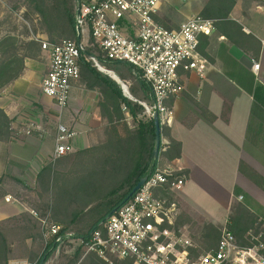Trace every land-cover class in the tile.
Wrapping results in <instances>:
<instances>
[{"label":"crops","instance_id":"obj_1","mask_svg":"<svg viewBox=\"0 0 264 264\" xmlns=\"http://www.w3.org/2000/svg\"><path fill=\"white\" fill-rule=\"evenodd\" d=\"M190 15L186 12L179 20L163 21L169 28H177ZM203 46V56L210 63L206 74H183L184 90L169 101L175 112L169 131L181 144V156L164 159L163 163L178 172H187L184 187L173 192L184 224L209 222L222 229L231 215L234 199L242 196L250 200L252 208V198L261 203L260 197H264V192L239 170L243 161L264 176V0H237L229 18L217 21L213 34L204 37ZM254 63H258L257 69L253 68ZM39 72L37 64L26 59L22 75L0 91V107L13 119L11 138L0 142V176L8 180L0 197L1 223L18 220L23 213L37 219L31 211L39 215L45 211L42 203L48 202L49 197L42 191L49 175L42 170L49 165L57 171L65 168L53 157L59 123L75 132L68 142L70 151L91 149L105 141L107 119L100 116L98 94L78 87L74 81L70 103L61 109L43 94L39 100L36 98V88H41L43 79ZM33 100L56 107L55 124L24 113L25 106L33 104ZM123 110L128 126L136 125ZM118 132L124 135L121 129ZM116 158L104 168L93 156L80 158L83 171H74V184L79 185L80 180V184L87 185L84 190L80 188L75 204L87 211L98 196L120 187L122 169ZM236 188L241 190L239 194L235 193ZM123 191L113 192V196L117 195L113 201ZM7 196L12 199L7 201ZM114 203H107L105 209L116 210L117 206L111 205Z\"/></svg>","mask_w":264,"mask_h":264},{"label":"built area","instance_id":"obj_2","mask_svg":"<svg viewBox=\"0 0 264 264\" xmlns=\"http://www.w3.org/2000/svg\"><path fill=\"white\" fill-rule=\"evenodd\" d=\"M161 5L162 0L80 2L75 15L80 40L51 43L36 38L49 54V67L41 82L42 94L61 109L69 105L72 84L80 77L78 60L84 50L82 37L87 31L107 60L132 66L149 85L152 102H142L145 112L152 117L157 111L161 127L170 128L175 112L169 101L184 90L182 75L204 76L210 67L200 52V44L202 37L213 34L217 20L195 14L177 28L165 27L157 21ZM90 59L96 67L102 66L95 57ZM253 68L257 69L258 63ZM74 135L66 125L58 124L55 159L67 154L68 142ZM168 144V138L161 135L159 154ZM176 172L166 166H155L145 183L110 213L99 228L76 241L83 246V256L93 253L106 261L111 257L129 258L135 264H264L263 230L253 236L255 243L243 245L224 227L217 246L207 248L186 224L178 225L181 214L178 202L156 194L163 186L172 192L184 187L187 175L177 176ZM31 213L38 217L35 211ZM39 226L46 246L53 236L59 242L74 236L69 232L60 235L62 226L48 216L39 218ZM247 236L252 240V231ZM60 250L58 246L56 252ZM9 263L37 264L27 259H11Z\"/></svg>","mask_w":264,"mask_h":264},{"label":"trees","instance_id":"obj_3","mask_svg":"<svg viewBox=\"0 0 264 264\" xmlns=\"http://www.w3.org/2000/svg\"><path fill=\"white\" fill-rule=\"evenodd\" d=\"M40 0H30L34 9L39 12L40 16L46 20V24L52 20L50 15H47L45 8L39 6ZM53 10L58 15L59 20H63V28L57 35H53L50 29L45 28L49 36L48 41L58 43L63 39H72L78 41V31L76 28V9L71 7L72 0H54ZM82 0L80 2H83ZM237 0H206V4L201 11V16L213 18L217 21L226 20ZM43 4V2H42ZM157 21L163 26L167 24L157 17ZM53 25V23L51 24ZM64 37V38H63ZM89 42H85L84 50L78 60L80 67V77L76 82L81 83L89 90H97L101 94V99L98 103L100 108V116L102 119H107L104 135L105 141L95 147L87 150L68 151L62 157L56 158L57 163L65 167L61 171L54 169L52 165L43 168L42 172L49 175L48 181L43 194L49 197V201L42 203L45 209L42 215L38 214L37 219H32L29 215L21 214L19 224L15 226L6 225L0 222V264H10L11 259L26 257L29 261H36L37 264H47L53 258L58 246L64 250L66 246L73 245L79 238L86 237L92 230L100 227V223L113 211L104 209L97 215L95 213L88 214L83 207L77 204V198L81 193L80 188H86L87 184H74L72 174L74 171H83L80 166L81 157H95L99 165L104 168L110 165L112 159H115L122 169L121 185L111 193L98 196V204L115 202L111 204L117 208L130 195L138 181L148 176L157 165L165 166L164 159L172 160L181 156V144L173 139L170 135L169 127H161V135L168 138L169 144L165 151H161L159 158H154L155 145V125L152 117L148 116L145 108L140 102H152L151 90L149 85L139 76L134 68L128 64L107 60L104 54L94 44L93 38ZM87 37V38H88ZM62 38V39H61ZM83 39V37H82ZM204 37L201 38L200 52L203 55ZM41 43L30 40L26 46V51L32 55L30 57L37 58L40 55ZM27 54H20L17 45V39L9 34L4 35L0 39V91L9 83L21 76L25 69L24 59ZM90 57H95L103 68L113 70L111 66L123 65L126 67L125 73L119 72L116 74L123 80L127 81L128 74H132L136 85L130 86L129 90L133 99L124 96L120 85L112 79L108 74L100 71L95 66ZM88 58V59H87ZM142 91L143 94L139 92ZM125 111L136 121V125L129 127L126 122ZM226 109H229V104L226 103ZM12 118L6 114L4 109L0 107V141L8 142L12 135ZM123 131V136L119 135V130ZM77 162L79 164H77ZM85 171L87 168L85 167ZM240 172L245 175L251 182L264 192V176L259 174L249 164L241 161L239 164ZM186 174L184 171H177L176 175ZM3 177L0 176V197L3 195L1 185ZM124 189L121 195H118V200L113 201V192ZM74 191L77 193L74 195ZM241 190L236 188L235 193L239 194ZM161 197L174 199L173 192L168 186H163L156 192ZM250 200L245 202H235L231 215L227 221L226 228L236 237L238 242L243 245H251L256 241L253 236H257L262 230L258 228L259 215L249 205ZM107 206V205H106ZM111 206V207H112ZM88 214V215H86ZM181 215V214H180ZM48 216L49 219L56 224L62 226L60 235L65 233H73V237H64L61 242L57 241V236L50 238L48 245H45L41 228L39 226V218ZM179 216L178 225L185 223ZM11 220V219H9ZM260 225V224H259ZM252 231V240L247 233ZM221 228L212 223H204L201 232V243L207 248L216 247L220 239ZM264 239V238H263ZM20 242L25 249L24 255H15V243ZM28 243V244H27ZM82 244H77L73 255L64 264H108L100 259L96 254L90 253L83 256ZM116 264H134L132 259H123Z\"/></svg>","mask_w":264,"mask_h":264},{"label":"rangeland","instance_id":"obj_4","mask_svg":"<svg viewBox=\"0 0 264 264\" xmlns=\"http://www.w3.org/2000/svg\"><path fill=\"white\" fill-rule=\"evenodd\" d=\"M80 1L82 0H72L71 1V7L73 8V10L77 9ZM39 2H40L39 6L43 5V7L45 8V11L47 12V15H50L52 18V20L49 21V24H46V20L44 21V18L40 16L39 12L34 9V6L31 5L30 0H0V39L6 34L14 36L17 39L19 53L27 54V57H25L24 59V64H25L26 59L30 60V62L37 64L39 71H40L39 76L42 79L49 67V58H48L49 54L48 52L44 51L42 47H40L41 51H40L39 57L37 58L30 57L32 55H30L26 51V46L28 45V42H30V40L38 42L36 38H39V37L42 39L48 40L49 36L45 28L50 29V32H52L53 35H55V37L57 38L58 37L57 35L63 28L64 21L59 20L58 15L53 10V7H54L53 3L55 2L54 0H40ZM205 4H206V0H205V3L203 4H202V0H162L161 10H160L161 16L160 18L159 17L158 18L161 20H165V19L172 20L174 18L179 20V18L184 17V13L186 12L190 13L191 14L190 16L195 15V14L201 15V11L203 7L205 6ZM52 23L53 25H51ZM84 34H85L83 36L84 39L82 41L85 44V42L86 43L89 42L90 38L88 37L87 31ZM42 51H44L45 53H42ZM111 68L114 69L117 73H119L120 71H123L124 68L126 69L125 66H121L117 68V65L111 66ZM126 72L128 74L127 76L128 80L123 81V82L128 87L136 85L135 80L132 78V74L129 73L128 71ZM76 85H78V87L79 86L82 87L84 90L96 92L98 94L97 96H98V103H99L101 99V94L97 90H89L84 85H81V83L79 82H77ZM36 90H37L36 98L39 100L40 97L42 96L41 88L37 86ZM55 108L56 107L52 104L41 103L40 101L33 100V104H28L27 106H25L23 110H24V113L28 114L32 118H36V120H42L43 122H46L48 124H55L54 122V115H56ZM24 117L26 118L25 115ZM25 118H23L24 119L23 121H30V120H25ZM12 122H13V119H12ZM45 140H47V138H45ZM46 142H49V140ZM2 143H6V142H2ZM53 157H54V154H53ZM56 161L57 160H55V162ZM5 187L6 188L8 187V180L3 177V184L1 185V188H2V191L4 192H5V189H4ZM84 189L85 187L82 188V190ZM234 200L235 202H239L238 198ZM245 201H246V198H243L240 202H245ZM252 201L254 202L253 203L254 207L253 206L252 207L256 211V213L259 215L258 228L259 230L261 229L264 231V205L261 204L262 202H264V197L262 196L260 197L261 203L259 201H256L253 198H252ZM105 207H106L105 203L103 206V203L98 204V202H96L94 205L90 207V209L88 210V214L95 213L97 215L99 212L104 211ZM19 221H22L21 217L18 220L7 219L3 223H6V225L15 226L19 224ZM202 225L203 224H201L200 222L198 223L195 222V223L187 225L188 230L191 232H194L199 241H200V238L202 239L201 237ZM72 243L74 244L70 246H66L64 250H60L59 252H56L53 258L50 259L47 264L66 263L70 258L68 256L73 255L75 247L77 246L76 242H72ZM200 244L202 245V243ZM15 250H16L15 255L17 256L21 254L22 255L25 254V249L20 242L15 243ZM17 259H27L28 260V258L26 257H20ZM120 260H123V259L118 258V257H111L109 261H106V260L104 261L107 262L108 264H116Z\"/></svg>","mask_w":264,"mask_h":264},{"label":"water","instance_id":"obj_5","mask_svg":"<svg viewBox=\"0 0 264 264\" xmlns=\"http://www.w3.org/2000/svg\"><path fill=\"white\" fill-rule=\"evenodd\" d=\"M81 39V35L78 34V40ZM98 69L106 74H108L112 79H114L121 87L124 95L130 96V91L128 89H125V83L112 71H104L101 67H98ZM128 92V93H127ZM152 119L154 121L155 125V145H154V158L157 159L159 157V151H160V145H161V124L158 116V112L154 111L152 115ZM147 176L142 177L138 183L133 188L130 195L126 198V200L131 197L146 181ZM125 200V201H126Z\"/></svg>","mask_w":264,"mask_h":264},{"label":"bare ground","instance_id":"obj_6","mask_svg":"<svg viewBox=\"0 0 264 264\" xmlns=\"http://www.w3.org/2000/svg\"><path fill=\"white\" fill-rule=\"evenodd\" d=\"M101 68L104 70V71H108V69H105L101 66ZM125 89H128L127 86L125 85Z\"/></svg>","mask_w":264,"mask_h":264}]
</instances>
